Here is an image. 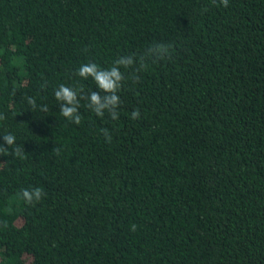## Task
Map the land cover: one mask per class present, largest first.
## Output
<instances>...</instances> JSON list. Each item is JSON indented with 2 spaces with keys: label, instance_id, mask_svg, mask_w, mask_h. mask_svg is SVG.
<instances>
[{
  "label": "trees",
  "instance_id": "16d2710c",
  "mask_svg": "<svg viewBox=\"0 0 264 264\" xmlns=\"http://www.w3.org/2000/svg\"><path fill=\"white\" fill-rule=\"evenodd\" d=\"M153 43L172 59L125 73L118 120L60 114L61 84L99 92L82 64ZM0 115L25 149L0 152V264H264V0H0Z\"/></svg>",
  "mask_w": 264,
  "mask_h": 264
},
{
  "label": "clouds",
  "instance_id": "9594fccd",
  "mask_svg": "<svg viewBox=\"0 0 264 264\" xmlns=\"http://www.w3.org/2000/svg\"><path fill=\"white\" fill-rule=\"evenodd\" d=\"M216 3V0H213ZM219 3L223 7L229 6V0H219ZM173 46L166 43H153L146 47L140 53H132L121 55L112 64L110 68H102L97 63L89 61L86 64H82L77 70L76 75L83 80L91 78L99 89L97 91H91L86 96L82 95V89H73L64 84H61L58 89L55 90V99L60 106V114L66 118L70 123L79 125L82 117L80 114V100H87V108L91 110L96 116L104 117L107 113L112 120L119 119L118 109L121 106V98L118 95L119 91L123 87L126 76L125 73H130V78L134 82L139 81V73L146 71L152 64L158 61L171 60L173 56ZM123 69V71H121ZM102 93V94H101ZM27 103L31 106V111H37V104L34 97H26ZM47 112V106L40 109ZM141 117V112L137 108L132 111L131 119L137 120ZM5 119L3 115H0V120ZM104 139L107 143H111L112 137L108 129H101ZM3 141L7 145L5 148L0 145V152L13 155L15 158H23L25 155L24 146L17 145L16 137L13 134L3 135ZM8 149L12 151L9 152ZM53 152L56 155H60L61 149L56 147ZM46 194L41 188L23 189L19 196L28 205H35L40 202ZM137 226L132 225L131 231H136Z\"/></svg>",
  "mask_w": 264,
  "mask_h": 264
}]
</instances>
